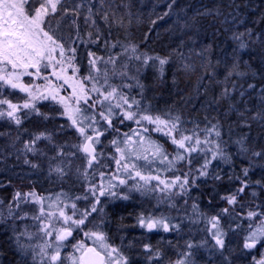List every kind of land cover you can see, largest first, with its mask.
<instances>
[{
  "label": "snow or ice",
  "instance_id": "1",
  "mask_svg": "<svg viewBox=\"0 0 264 264\" xmlns=\"http://www.w3.org/2000/svg\"><path fill=\"white\" fill-rule=\"evenodd\" d=\"M175 3L176 0H171L167 6L169 11L158 19L168 16ZM220 15L219 9H206L193 16L192 23H185L184 27H193L197 16ZM81 17L83 32L79 22ZM97 18L109 29L124 26L123 17L113 8L112 0H0V120L6 119L17 128L31 116L47 121L50 114L41 111V104L49 101L59 105L56 114L66 117L69 122L60 125L57 131L74 130L78 140L70 146L74 151H68V145L55 142L53 132L47 129L33 132L23 141L17 159L23 156L24 165L39 170L42 158L47 161L49 175L55 174L60 179L71 172L74 157L85 161L83 168L76 169L86 182L85 193L69 198L71 203L61 198L66 195L63 193L53 200L34 190L16 191L5 214V206L0 201V223L10 222L17 251L22 257L30 256L31 264H65L66 260L71 264H131L130 257L119 247L105 242L106 236L101 230L106 223L101 197L129 200L131 194L137 192L142 197L155 198L157 206L166 203L177 213L171 216L140 212L134 226L147 233L159 230L180 233L185 227L191 231L192 226L203 225L196 230L204 236L199 240L187 239L176 259L169 258L166 264H197L201 249H207L206 264H216L217 260L219 264H232L229 234L241 230L245 233L241 251L250 256L249 264H264V201L255 203L259 192H264V175L252 179L256 169L264 172V147L258 150L251 147L247 143L249 136L243 135L234 141L238 148L232 153L229 140L224 139V124L218 117L208 119L206 116L201 128L200 122H186L180 115H173L170 109L154 113L144 95L145 85L140 81V73L151 66L162 80L169 57L140 52L138 46L130 42L110 41ZM232 19L235 21L236 17ZM65 31L67 36L63 34ZM230 39L236 43L230 63L227 57L213 63L212 44L205 45L197 53L204 61V73L209 80L223 65L224 82L232 81L230 89L224 87L219 96L208 100L207 104L212 106L221 100H229L233 93H238L241 98L256 93L260 106L255 112L247 107L240 111L232 103L228 112H237L242 127L250 129L251 122L264 126V83L259 88L253 82L247 83V89L243 84L238 86V80L242 78L254 80L259 75L264 80V72L252 67L251 60L255 57L240 59V52L249 48L250 43L260 40L264 44V40L260 36L253 39L252 29L233 32ZM80 45L85 47L87 54V74L83 75L77 58ZM89 45L102 46L106 55H98ZM118 47L122 51H111ZM183 69L195 71L190 64H184ZM133 89L138 90L136 95L132 94ZM62 92L67 94L62 95ZM16 93L23 94L19 102L9 98ZM126 122H133L136 127L129 126L127 132H122L120 126ZM186 123H191L192 127H185ZM152 132L167 137L165 143L171 144L172 151L153 140ZM106 134L112 135L107 144L101 139ZM230 134L231 127L229 137ZM19 139L17 135L16 140ZM42 141L47 142L45 148L40 147ZM49 145L54 153L51 156L46 151ZM108 147L114 149L111 160L115 162V170L99 171V182L93 183L90 177L94 178L98 171L94 166L108 167L102 163L104 149ZM29 154L37 159H30ZM234 157L241 158L239 174L235 172ZM220 165H225L229 172L225 174ZM89 169H92L91 173ZM161 172L171 173V176L162 178ZM225 175L232 187L220 193L217 189L225 181ZM202 185L211 186L210 208L215 207L213 201L217 197L224 206L213 212L201 210L199 197L193 196V190H199ZM81 199L89 201L88 207H77L75 201ZM189 200L192 201L190 205ZM26 205L35 207L29 212L24 210ZM94 213L99 222L94 223L97 219ZM89 217L93 219L89 220ZM28 220L32 221L30 225L18 226L17 222ZM244 221H247L246 228ZM90 223L95 231L84 230ZM75 231L93 239L101 250L83 242L71 244L69 238H74ZM70 244L79 255L62 256V251ZM133 246L130 242L128 247ZM142 248L147 264H165V255L159 247L145 243Z\"/></svg>",
  "mask_w": 264,
  "mask_h": 264
},
{
  "label": "trees",
  "instance_id": "2",
  "mask_svg": "<svg viewBox=\"0 0 264 264\" xmlns=\"http://www.w3.org/2000/svg\"><path fill=\"white\" fill-rule=\"evenodd\" d=\"M171 0H112V6L117 14L123 17V27H112L109 29L104 23L97 18V22L107 38L115 42L117 40L124 44L132 43L138 46L140 52H146L149 55L161 57H169V63L164 66V75L162 80L159 78L157 71L150 67L140 73V81L145 85L144 95L146 100L150 102L152 111L160 113L165 110H171L173 115H180L184 121H198L201 128L204 127L205 117L213 119L218 117L224 124L225 140H229V151L232 153L237 152L238 146L234 143L243 135H248L249 140L247 143L256 148L257 150L264 147V126L256 122H251V128L240 126V118L237 112H228L229 104H235L236 107L243 111L245 107L255 112L260 106V100L256 93L251 96L247 95L244 98L239 97L238 93H233L231 99L221 100L219 104L208 106L207 101L217 98L224 87L229 89L232 86V81L224 82V69L223 65L217 69V74L209 80L204 73L203 59L197 55L202 47L212 44L211 59L213 63L216 59L223 60L228 58L231 62L232 50L236 47V43L230 39L233 32H244L246 29H252L253 39L260 36L264 40V0H176L168 16L163 19L158 17L163 16L166 11H169L168 4ZM206 9H219L221 15L216 16H197L195 25L193 27H184L185 23L191 24V18L196 16L198 12H204ZM231 13V15H229ZM235 16L236 20L233 21L232 17ZM227 18V19H225ZM152 21H156L155 24ZM221 21H225L223 24ZM243 21V23H240ZM81 32L85 30L83 25V17L80 18ZM110 32V35L108 33ZM67 35V31L63 33ZM247 37L245 40L247 41ZM89 47L96 51L98 55H106L102 46L89 45ZM115 52L122 51L121 48L112 49ZM264 44L257 40L255 44H251L249 48L240 52L241 61L249 60L250 57H255L251 60L252 67L258 72H264ZM78 62L81 66L82 74L83 67L86 64L87 54L85 47L80 45L77 51ZM184 64H190L195 71L185 72L183 69ZM141 71V72H142ZM86 74V73H85ZM201 77H204L201 79ZM237 79V78H233ZM253 82L259 86L264 83L258 75L254 80L251 77L242 78L238 80L239 84H243L247 89V83ZM250 91V90H249ZM246 101V104H245ZM50 110V111H49ZM53 108L47 105H41V111L48 112L50 119L44 121L38 117L31 116L24 120L20 128L12 125L11 131L7 127L1 128L0 144L3 140L10 143L7 148H0V197L6 194L11 188L29 187L33 186V190H42L41 186H45L44 182H39L34 179L38 174L35 170L23 164V156L17 159L19 155L18 149L23 145V141L29 138L33 132L43 131L47 129L54 133V140L59 144H66L71 149L74 140L77 143V138L71 130L58 132L59 126L64 124L63 121L58 119L53 111ZM225 113H228L225 116ZM215 122V121H213ZM130 124L128 125V127ZM185 127L191 128V123H186ZM231 127L230 137L228 135L229 128ZM6 129L9 131L6 132ZM27 129V131H24ZM17 135L20 139L16 140ZM26 137V138H25ZM2 138H4L2 140ZM71 139L73 143L68 142ZM46 141L40 143L41 148H45ZM163 144V143H161ZM166 143L163 144L165 146ZM48 155L54 153L51 151L49 145L46 149ZM7 154V155H6ZM30 159H37L29 154ZM235 158V157H234ZM41 162L44 160L42 158ZM236 174H239L240 167L242 166L241 158H235ZM215 163V162H214ZM243 163H246L244 161ZM20 165L19 167H17ZM28 171V174L23 175L17 173L18 176H26L24 180L12 181L9 174L11 170L21 168ZM227 174L229 169L225 165H220ZM264 175L260 169H256L252 174V179L256 180ZM8 185L5 187V185ZM232 185L225 181L222 186L217 189L218 192H226ZM25 188V189H26ZM78 190V189H77ZM259 192V188H257ZM212 194L211 186H201L199 190H193V196L199 197V205L201 210L211 212L217 209L220 204L218 197L213 201L215 207L208 204V197ZM250 199V197H245ZM264 201V192H259L255 203ZM192 201H189V205ZM111 216L113 227L119 228L124 232H131L129 230L133 225V218L137 213L135 207L132 208L128 204L121 205L115 208ZM190 210V209H189ZM10 222L0 223V264H24L27 260L20 257L16 250L11 230ZM127 234H131L128 233ZM130 236V235H129ZM133 240V237H129ZM150 240L153 242L152 238ZM154 247H159L162 252H166L158 243ZM165 255V253H164ZM27 264H31L28 263Z\"/></svg>",
  "mask_w": 264,
  "mask_h": 264
},
{
  "label": "rangeland",
  "instance_id": "3",
  "mask_svg": "<svg viewBox=\"0 0 264 264\" xmlns=\"http://www.w3.org/2000/svg\"><path fill=\"white\" fill-rule=\"evenodd\" d=\"M65 36H67V35H65ZM111 51H113V50H111ZM113 52H115V51H113ZM86 61H87V59H86ZM150 67L151 66L144 68L142 70L145 71L146 69H149ZM87 68H88V65L86 62L85 66L83 67V72H85L86 74H87ZM85 73H83V74H85ZM141 73H143V71ZM81 74H82V71H81ZM25 79H27V78H25ZM70 91L71 90L68 89V92H70ZM137 91H138L137 89H133L132 94L136 95ZM61 94L66 95L67 92H62ZM5 95H7V92H5ZM22 95H23L22 93H16L15 95H13L9 98L13 99L14 102H19L20 97ZM41 105H43V106L47 105L48 107L53 108L54 110H52V111L58 119L63 121L64 124L69 123L67 121L66 117H61V116L56 114L55 110L59 109V105H54L49 101H44V102H42ZM129 124L132 128L136 127V125L133 122H126V124L124 126H120L121 131L127 132L129 130V127H128ZM12 125H15V124L7 121L6 119L0 120V131L3 130L1 128H5V127L6 128L8 127L11 131L12 129L10 126H12ZM68 130H71V129H68ZM8 131L9 130L6 129V132H8ZM71 131L74 133V130H71ZM151 137L153 140H156L160 144L161 143L164 144L165 141L167 140V137H164L161 133H157V132H152ZM3 139L4 138H2V140ZM27 139L28 138H26L24 140H27ZM101 139L105 144H107L108 140L112 139V135L106 134V136L102 137ZM0 141H1V139H0ZM68 142H70V144H72L73 140L71 142V139H70ZM75 143L76 142L74 140V144ZM77 143H78V141H77ZM8 145H10V143L7 142L6 140H3L0 144V148H3V150H4V148L9 147ZM164 147L169 152L172 151V146L170 143H166V145ZM21 148H22V146H21ZM98 150H99V146H98ZM113 151H114V149H112L111 147L104 149L105 158L102 160V163L108 165V167L99 168L98 166H94V167L98 168V171H97V174L94 178L90 177L91 182H93V183L99 182V175H98L99 171H104L105 173H108V172L115 170V167H116L115 162L113 160H111V155H112ZM0 153H2V152L0 151ZM41 164H42V167L39 170H35L36 172H38V174L36 176H34V179H36V181L45 183V186H41L42 190L36 191V189H34V191H36L39 195L45 196V197H51L53 200H55L57 195L63 193L66 195L62 196L61 198L64 199L65 202H68V203H71V199H74L77 196H83L84 195L85 188H86V182L82 179V177H80L77 174L76 169H77V167L83 168L85 165V161H83L82 159L74 157L72 159V164H71L72 170L69 173V175L64 177V179L58 178L55 174L49 175L48 165H47L46 160L41 162ZM19 166L20 165H18L17 167H19ZM153 167L155 168L156 165H153ZM18 169H16V170L14 169L13 171L11 170V172L9 173V174L14 173L11 176L12 181H16L19 179L25 181L26 178L28 179L27 176L25 178L24 176L20 177L17 174V173H22L23 175H26V174H28V171H26L23 167L21 168L22 169L21 171H19ZM91 172H92V169H89V173H91ZM161 176H162V178L168 177V176H171V173L161 172ZM153 183H155V182H153ZM6 186H8V185L6 184L5 187ZM25 188H26L25 186L20 187L19 189L18 188H11L10 191H8L6 194H2V197H0V201H3V204L5 206L4 207L5 214L7 212V205L9 203V201L11 200L12 195L16 191L28 192V191L33 190V186H31V185L29 187H27L26 189ZM69 198H71V199H69ZM189 201H191V200H189ZM75 202L77 203V207L80 209L88 207V205H89V201H86L83 199L75 201ZM101 202L104 205V216H103V218L106 221L104 227L101 229L105 233V236H106L105 242L109 245L119 247L121 249V251L124 252L125 255H128L130 257L131 264H147V261L145 259L144 253H143V248H142V245L145 243L151 244L153 246L155 244L158 245V243H159L163 246V248H166L165 249L166 252H163V253H165V264H166L167 259H169V258L173 259V260L176 259L177 252L183 250L184 243L187 239H189L190 237H193L194 239L199 240L201 237L204 236L203 232H199L196 230L197 227L202 228L203 225L192 226L191 231H189V227H185L183 229V231L180 233H175V232L165 233L162 230L154 231L152 233H147L145 230L139 228L138 226H134L136 224V216L140 212H154L156 215H160V214L171 215V216L177 215L175 210H170L167 207L166 203H161V204H159V206H157V200L155 198L142 197L137 192H133L131 194V199H129V200H117V199H112L109 197H101ZM178 203L182 204L183 201H178ZM124 204H128L132 208L135 207V210L138 209L137 213L135 215V218H133V221H132L133 225L129 229V230H131V232L127 231L128 233H131V234H127V232H124L123 230H121L119 228L113 227V223H112L113 221L111 220V216L114 213V210H116L115 208L119 207L121 205H124ZM222 206H224V205L220 204L219 207H222ZM34 207H35L34 205H26V206H24V210L31 212ZM69 211H70V209H69ZM211 212H213V211H211ZM93 216L97 217V219H96V221H94V223L99 222V217L97 216V214L94 213ZM92 219H93L92 217H89V220H92ZM17 223H18V226L22 227L25 223L30 225L32 223V221L28 220V221H22V222H17ZM243 227L244 228L247 227V221H244ZM89 229H91L93 231L96 230L93 227V224H91V223L88 224L84 230L88 231ZM32 230H34V229H32ZM11 231H12L11 234L13 236V229ZM244 235H245V233L242 230L238 231L235 234H233V233L229 234V241H230L229 246L231 249H233V252L231 254L232 264H249V262H250V256H248L246 254V252L241 251ZM73 237L74 238L69 239L71 241V244H76L77 242H83L88 247H96L98 250H101L99 244L96 243L93 239H89V238L85 237L83 232L75 231L73 233ZM129 237H133V240H129ZM150 238H152V240H154V241L152 242L150 240ZM130 242L132 245H134L131 248L128 247ZM169 242H171V245L169 244ZM13 244L15 246L14 241H13ZM71 244L62 251V256L71 255V254L79 255V253L74 252V249L71 247ZM172 245H175V247H173ZM15 248H16V246H15ZM16 250H17V248H16ZM18 254L20 255V257H22L19 252H18ZM227 254L228 253H226V255ZM256 254L258 255V253H256ZM22 258H25L28 263H31V257L30 256L22 257ZM207 259H208L207 249H201L200 252L197 254V264H206ZM65 264H71V261L66 260ZM216 264H219L218 260L216 261Z\"/></svg>",
  "mask_w": 264,
  "mask_h": 264
},
{
  "label": "water",
  "instance_id": "4",
  "mask_svg": "<svg viewBox=\"0 0 264 264\" xmlns=\"http://www.w3.org/2000/svg\"><path fill=\"white\" fill-rule=\"evenodd\" d=\"M70 239V238H69Z\"/></svg>",
  "mask_w": 264,
  "mask_h": 264
}]
</instances>
